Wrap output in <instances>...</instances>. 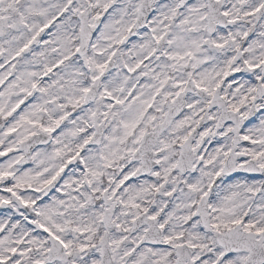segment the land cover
Segmentation results:
<instances>
[{
    "label": "snow or ice",
    "instance_id": "6c2138e0",
    "mask_svg": "<svg viewBox=\"0 0 264 264\" xmlns=\"http://www.w3.org/2000/svg\"><path fill=\"white\" fill-rule=\"evenodd\" d=\"M0 69V264H264V0H0Z\"/></svg>",
    "mask_w": 264,
    "mask_h": 264
},
{
    "label": "rangeland",
    "instance_id": "374dc122",
    "mask_svg": "<svg viewBox=\"0 0 264 264\" xmlns=\"http://www.w3.org/2000/svg\"><path fill=\"white\" fill-rule=\"evenodd\" d=\"M0 71H3V69H0ZM0 88H2V86H0ZM11 155V154H10ZM4 158L0 157V161H2ZM29 166V165H26Z\"/></svg>",
    "mask_w": 264,
    "mask_h": 264
}]
</instances>
